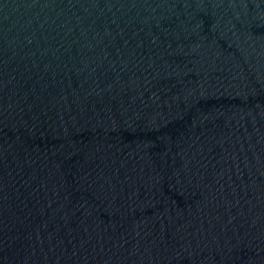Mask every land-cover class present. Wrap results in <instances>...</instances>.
I'll use <instances>...</instances> for the list:
<instances>
[{
    "label": "water",
    "instance_id": "water-1",
    "mask_svg": "<svg viewBox=\"0 0 264 264\" xmlns=\"http://www.w3.org/2000/svg\"><path fill=\"white\" fill-rule=\"evenodd\" d=\"M0 264H264V0H0Z\"/></svg>",
    "mask_w": 264,
    "mask_h": 264
}]
</instances>
